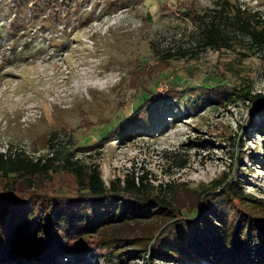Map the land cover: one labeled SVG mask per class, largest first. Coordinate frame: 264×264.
Returning <instances> with one entry per match:
<instances>
[{"label":"rangeland","instance_id":"obj_1","mask_svg":"<svg viewBox=\"0 0 264 264\" xmlns=\"http://www.w3.org/2000/svg\"><path fill=\"white\" fill-rule=\"evenodd\" d=\"M231 1L264 16V0ZM212 5L214 0H46L33 10L24 9L23 0H0V151L40 156L51 151L53 136L70 139L78 147L76 158L99 164L107 185L126 176L136 182L144 176L147 190L172 183L171 189L155 193L189 213L199 200L195 188L224 172L264 199V136L258 133L264 115L255 114L256 124L249 123L255 104L232 95L231 102L193 107L166 94L174 75L198 80L215 73L231 81L245 76L240 86L264 95L262 51L242 39L230 49L198 48V16L181 9L204 12ZM11 23L24 31L9 30ZM160 71L165 76L156 87L157 98L133 112L138 88ZM123 114L135 118L133 124L110 133ZM102 122L109 123L100 127ZM229 136L233 142H224ZM36 179L22 188L76 192L75 177L66 171L51 170ZM241 204L264 217V202ZM154 205L159 211L111 224L92 237L151 243L171 219L167 209ZM154 255L138 251L112 263L100 255L90 264H192ZM61 261L69 264L67 258Z\"/></svg>","mask_w":264,"mask_h":264},{"label":"trees","instance_id":"obj_2","mask_svg":"<svg viewBox=\"0 0 264 264\" xmlns=\"http://www.w3.org/2000/svg\"><path fill=\"white\" fill-rule=\"evenodd\" d=\"M40 1L46 0H23V8L34 10ZM181 11L198 16L199 49H230L242 39L250 49L264 53V16L259 11L241 9L231 0H214V5L204 12L194 8L189 11L187 6ZM10 25L8 29L16 34L24 31ZM162 74L165 76L160 71L157 76L145 78L151 82L138 88L133 112L157 98L156 87ZM235 77L231 81L227 76L209 73L197 80L174 75L166 94L193 107L203 102L221 103L223 99L231 102L232 95L247 99L255 104L249 121L255 125L254 115H264V95L240 86L247 77ZM223 85L226 89H221ZM115 117L118 115L109 120ZM134 120L123 114L116 125L112 123L110 133L130 128ZM109 122H102L104 125L100 127ZM258 133L264 136V128L258 129ZM231 138L223 140L232 141ZM89 146L88 142L82 148ZM50 147L49 153L40 156L20 150L0 151V264H60L62 258H67L69 264L84 261L90 264L100 255L112 263L115 258L136 256L138 251H150L155 257H170L172 261L184 259L192 264H203L201 258L217 264H264V217L241 204L248 200L256 207L264 199L239 187L229 173L196 187L199 200L189 213L185 206H176L168 196L155 193L171 189L172 183L148 185L147 190L144 176L138 182L135 177L126 176L107 185L99 164H86L76 158L78 147L70 139L53 136ZM51 170L74 175L76 192L49 187H40L38 191L22 188L25 181L33 184L38 176L48 175ZM155 203L160 209H167L171 219L159 228L151 243H131L136 239L119 236L92 237L101 235L111 224L138 221L154 210L159 211ZM226 204L230 209L224 207Z\"/></svg>","mask_w":264,"mask_h":264}]
</instances>
